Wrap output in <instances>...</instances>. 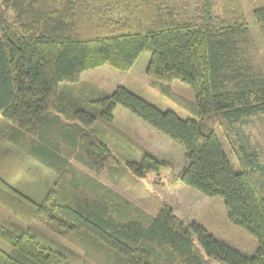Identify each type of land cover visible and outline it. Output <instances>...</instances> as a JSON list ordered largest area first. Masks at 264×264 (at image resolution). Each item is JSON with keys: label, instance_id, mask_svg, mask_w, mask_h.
<instances>
[{"label": "trees", "instance_id": "obj_1", "mask_svg": "<svg viewBox=\"0 0 264 264\" xmlns=\"http://www.w3.org/2000/svg\"><path fill=\"white\" fill-rule=\"evenodd\" d=\"M218 1L215 12L216 0H0V119L14 129L29 166L54 175L42 188L40 180L21 185L0 174V208L17 217L0 210V236L12 247L0 249V264H205L193 237L223 264H264V195L255 179L264 164L235 130L264 116V62L239 0ZM252 13L264 45V0ZM142 51L150 54L148 75L190 87L196 118L160 110L123 85L94 99L92 113L76 98L55 96L70 94L60 84L78 82L86 69H129ZM117 104L183 147L173 178L221 196L228 219L257 239L253 254L185 222L167 203L150 214L88 173L74 174L70 158L95 173L121 160L140 177L170 167L147 150L121 151L123 142L108 131ZM216 124L241 170L228 161Z\"/></svg>", "mask_w": 264, "mask_h": 264}, {"label": "rangeland", "instance_id": "obj_2", "mask_svg": "<svg viewBox=\"0 0 264 264\" xmlns=\"http://www.w3.org/2000/svg\"><path fill=\"white\" fill-rule=\"evenodd\" d=\"M258 0H239L243 13L247 19L251 33L257 41L258 50L264 62V45L260 40L257 22L252 13L253 5ZM215 12L219 11V1L216 0ZM150 59L148 51L138 54L133 65L127 70L113 68L108 63L86 69L81 72L78 82L61 83V87L71 88V93L55 95L62 100L73 97L82 103L86 111L94 112V99L109 93L118 85L154 104L160 110H173L182 118H196L193 110L194 95L190 87L180 80L164 82L148 75L145 70ZM3 127V129H1ZM215 133L222 148L235 171L241 170L240 164L223 135L220 125L216 124ZM238 141L246 150H256L260 153V162L264 164V116L252 115L236 124ZM3 131L5 134L2 135ZM108 131L114 133L122 141L121 151L126 155L127 147L133 146L135 154L147 150L159 158L169 161L170 167L160 168L158 171H148L140 177L131 172L123 160L119 163H108L99 173H95L82 163L70 158L74 167V174L88 173L105 186L129 200L140 209L154 214L163 203L169 204L173 211L185 222L193 220L201 223L216 238L224 241L243 254L251 255L257 246V239L246 229L232 223L226 213L221 196L208 197L173 177L181 169L184 162V149L174 139L155 129L146 121L117 104L113 111V121ZM14 129L6 126L0 119V174L21 185L40 180L38 184L43 188L53 181V174L35 165L29 166L30 158L17 147V141L11 138ZM15 133V132H14ZM255 175L258 189L264 195V174ZM4 216L12 215L8 210L0 208ZM26 224V223H24ZM38 225V224H36ZM49 237L56 239L63 245L77 249L76 243L68 236H59L44 226H40ZM194 248L205 260V264H223L216 259L207 257L200 244L193 237ZM0 249L10 252L9 242L0 236ZM82 264H95L84 258Z\"/></svg>", "mask_w": 264, "mask_h": 264}, {"label": "crops", "instance_id": "obj_3", "mask_svg": "<svg viewBox=\"0 0 264 264\" xmlns=\"http://www.w3.org/2000/svg\"><path fill=\"white\" fill-rule=\"evenodd\" d=\"M43 169H46L47 171L51 172V170H49V168L48 169L47 168H43Z\"/></svg>", "mask_w": 264, "mask_h": 264}]
</instances>
